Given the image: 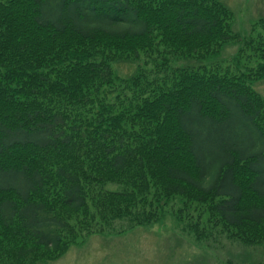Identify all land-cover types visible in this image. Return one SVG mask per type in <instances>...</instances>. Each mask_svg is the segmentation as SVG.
<instances>
[{"label":"trees","instance_id":"obj_1","mask_svg":"<svg viewBox=\"0 0 264 264\" xmlns=\"http://www.w3.org/2000/svg\"><path fill=\"white\" fill-rule=\"evenodd\" d=\"M233 18L220 0H0V264L55 259L102 214L153 223L150 193L264 247V16L240 39L256 59L228 70L211 57Z\"/></svg>","mask_w":264,"mask_h":264},{"label":"rangeland","instance_id":"obj_2","mask_svg":"<svg viewBox=\"0 0 264 264\" xmlns=\"http://www.w3.org/2000/svg\"><path fill=\"white\" fill-rule=\"evenodd\" d=\"M220 1L234 14L231 30L237 33V39L233 35L231 41L220 45L211 60L233 70L232 56L250 60L252 55L256 59L254 53L241 56L240 39L250 32L258 17L264 16V0ZM153 58L154 65L163 60L162 55ZM133 67L134 63L113 64L118 75L129 74ZM251 86L264 96V82L255 80ZM104 185L109 190L120 188L112 182ZM149 199L153 200L152 193L147 202L155 213L153 223L133 225L130 218H118L111 221L110 227L103 222L113 216L102 214L92 222L91 231H79L75 241L57 258L34 264H229V261L230 264H264V247L240 243L230 230H224L209 215L206 205L176 195L160 197L157 203ZM86 220L88 216L83 218Z\"/></svg>","mask_w":264,"mask_h":264}]
</instances>
